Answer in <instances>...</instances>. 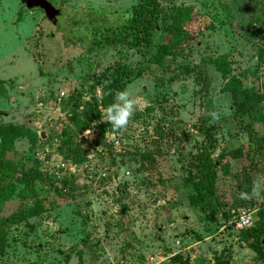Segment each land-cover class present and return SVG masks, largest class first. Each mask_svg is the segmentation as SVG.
<instances>
[{"label": "rangeland", "instance_id": "rangeland-1", "mask_svg": "<svg viewBox=\"0 0 264 264\" xmlns=\"http://www.w3.org/2000/svg\"><path fill=\"white\" fill-rule=\"evenodd\" d=\"M48 1L55 25L0 0V128L37 136L0 147V264H264L233 225L246 209L257 227L264 208V107L240 114L212 64L226 54L264 104V0H153L137 28L126 23L142 0ZM126 89L138 107L115 131L105 110ZM94 102L99 118L83 128ZM204 152L216 173L205 214L186 184Z\"/></svg>", "mask_w": 264, "mask_h": 264}, {"label": "trees", "instance_id": "trees-1", "mask_svg": "<svg viewBox=\"0 0 264 264\" xmlns=\"http://www.w3.org/2000/svg\"><path fill=\"white\" fill-rule=\"evenodd\" d=\"M153 0H142L137 7L133 9L132 16L127 20L126 27L137 28L141 24L146 23V16L150 12V6H152ZM153 9V6H152ZM156 9V8H155ZM156 11V10H155ZM264 16V9H263ZM264 23V19H263ZM169 53L167 45H162L157 49L155 54V60L160 61ZM259 58H264V46L258 51ZM212 64L215 69L221 74L223 80L225 81L223 86V91L228 92L233 98L236 106L239 110V113L244 115L255 116L259 119L261 117V110L264 107L260 105L262 96L254 88H244L242 86L241 80L231 73V67L226 54L217 56L212 60ZM112 96L102 97V102L104 104H109L111 102ZM97 103H88L85 106V109L78 114L77 123L81 124L83 128L90 127L95 119L99 118V112L97 110ZM32 135V142H35L37 136L36 134L30 132L28 129L17 127V126H7L0 128V147L10 146L13 140L22 135ZM264 141V136L262 137ZM252 149V148H251ZM250 149V150H251ZM85 156L79 157L80 161L85 160ZM7 162H0L1 167H5ZM30 174L24 173L22 177L28 179ZM32 176L34 179L37 177ZM216 173H215V163L210 158V155L207 152H204L199 155L194 169L193 176H190L186 181L188 187L192 191L188 197L189 204L195 208H198L201 213H207V210L211 207V199L214 195V185H215ZM65 188L68 186V180L63 179L60 182H54L50 186L56 191L59 192L60 186ZM13 190H7L8 194L3 195V199H7L9 195L12 194ZM125 210V208H124ZM258 226L255 228H249L241 231L242 238L247 240L249 237L255 238L254 241L250 244L252 249L258 254L262 255L264 244V208L259 209L258 213ZM5 241L4 236L0 232V254L4 252ZM215 264H226L227 261L224 256H219L216 258Z\"/></svg>", "mask_w": 264, "mask_h": 264}, {"label": "clouds", "instance_id": "clouds-1", "mask_svg": "<svg viewBox=\"0 0 264 264\" xmlns=\"http://www.w3.org/2000/svg\"><path fill=\"white\" fill-rule=\"evenodd\" d=\"M98 99H102V97H98ZM115 101V103L108 106L105 110V115L107 122L111 124L112 128L115 131H120L127 128L130 119L138 107V101L132 98L131 93L127 89L118 92L115 96ZM211 115L213 120L219 119V115L216 112L211 113ZM84 135L92 138L90 130H86ZM247 195V193L242 192L240 198L246 199Z\"/></svg>", "mask_w": 264, "mask_h": 264}, {"label": "water", "instance_id": "water-1", "mask_svg": "<svg viewBox=\"0 0 264 264\" xmlns=\"http://www.w3.org/2000/svg\"><path fill=\"white\" fill-rule=\"evenodd\" d=\"M26 10L39 9L46 19L53 25L57 23V17L61 14V9L55 7L48 0H19ZM264 243V241H262Z\"/></svg>", "mask_w": 264, "mask_h": 264}, {"label": "built area", "instance_id": "built-area-1", "mask_svg": "<svg viewBox=\"0 0 264 264\" xmlns=\"http://www.w3.org/2000/svg\"><path fill=\"white\" fill-rule=\"evenodd\" d=\"M63 98H64V93L61 92L57 97V102L61 103ZM79 108L81 109L82 106H80ZM115 143H117V142H115ZM253 223H254V219L252 217V212H250L246 209L240 210L238 212V215L233 220V225H234L235 229L239 232L251 228L253 226Z\"/></svg>", "mask_w": 264, "mask_h": 264}]
</instances>
